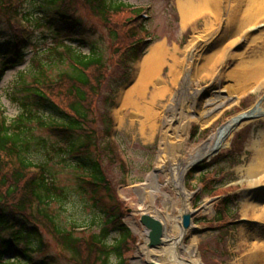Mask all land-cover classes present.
Wrapping results in <instances>:
<instances>
[{
	"label": "rangeland",
	"instance_id": "obj_1",
	"mask_svg": "<svg viewBox=\"0 0 264 264\" xmlns=\"http://www.w3.org/2000/svg\"><path fill=\"white\" fill-rule=\"evenodd\" d=\"M120 1L136 7H146L147 11L144 14L148 17L146 16L147 21L144 23L147 32L153 37L152 41H146L142 45L144 53L131 65L123 64L119 56L115 55L108 30L100 24L98 19L92 18L93 16L85 9L79 10L88 24L96 25V33L86 38L89 39V42L96 43L104 63L108 67V79L95 104L93 118L97 121L96 137L99 143L97 152L103 160L102 166L106 178L113 186L114 201L109 200L104 190L92 195L90 189H87L86 193L76 189L78 184L76 177L80 170L78 172L67 163L76 164L80 154L77 156L66 155L64 161L62 155L52 151L49 147V155L43 153L37 158L47 161L48 167L56 172V184L67 190L66 199L59 202L54 201L48 208L50 214L57 215V222L67 228L74 224L85 228L86 231L79 234L89 236L92 233H99L112 214L123 213L122 221L130 228L135 238L129 239L130 250L125 256L128 259L127 264H135L137 261L146 262L147 260V257L140 252V244L146 230V227L140 222L141 215L150 204L156 210L163 212L167 203L172 213L176 212L182 207V199L176 187L169 183L171 173L169 174V171L159 161L166 114L163 113L160 130L154 140L150 142L138 132L139 129L131 126L133 121H131V116L126 118L124 125L119 124L120 99L136 80L138 65L151 46L164 43L170 49L178 46L185 50L193 38L206 34L204 32L206 27L205 19L202 16L194 18L189 24H184L177 0ZM236 2L237 0H234V3ZM245 4L246 0L244 3L240 0L238 15L242 13ZM223 17L222 22L216 25V31L219 34L226 32L227 15ZM258 23L257 27L247 31L241 41L225 49L228 60L218 67L216 74L212 77H206L208 72H204V65L208 55L217 49V45L211 43L205 48L196 64L194 80L192 79L188 82L187 87L185 86L187 81L184 82V80L189 78L190 71L184 69L182 81L166 105V107L172 108L175 100L176 105L180 107L186 97L189 99L188 103L192 109V115L189 117L191 119L188 127V139L184 140V147L179 153L180 162L185 159L190 160L199 149L207 147L212 137L231 120L243 119L242 124L238 125L228 136L222 149L195 161L188 167L180 180V188L181 190L183 188L185 193L190 196L194 210L192 212V228L184 236L182 242L184 246L193 244L195 260H198L200 264H240L239 259L242 256V252L239 250L240 240L248 232V243L251 244L254 241L251 232L255 231V222L244 217V204L247 191L254 182L252 179H256V176L253 178L248 176L247 168L257 156L261 132L264 130V78L258 82L252 80L246 91L238 93L236 87L238 81L233 71L240 63L252 60L257 56H264V16ZM6 28L5 22L0 16V38L8 35ZM259 28L262 29L259 30ZM48 33L49 30L45 27H40L35 32L34 38L40 42L41 54L37 55L35 48H29L26 62L8 69L2 75L0 102L9 118L17 116L20 112L18 104L9 96L12 87L17 84L15 82L19 74L27 69L33 56L37 55L38 60L42 61L46 59L43 52H46V48L52 45L50 37L43 38L48 36ZM219 43L227 45L230 40H222ZM80 50L84 53L89 52L88 46H82ZM61 68L67 69L68 66L49 68L48 73L54 76ZM167 71L168 68L165 70V77ZM216 95L233 96L235 102L212 121L204 123L201 121L199 113L211 103V99ZM193 108L197 109V112H194ZM245 113H252V115L245 120L243 118ZM134 120L135 123H138L136 118ZM135 125L138 127V124ZM39 134L48 138L51 144L63 145L68 141L65 139V135L52 133L48 130L40 131ZM40 159L35 161H40ZM210 159H215L216 162L210 166L207 172H204V175L200 170H195L192 173V170L203 164V161ZM206 177L207 181L214 183H210L212 187L203 190ZM211 188L212 190H210ZM229 196H233L234 199L232 198L227 205V212L228 210L229 212L226 216L219 213V205ZM113 203L118 205L115 210L113 208L116 206ZM261 207L262 205L257 208V212ZM114 226L109 223L108 242H113L119 235ZM167 226L166 233L170 235L169 225ZM46 231L45 239L48 244L46 253L56 255L58 264H75L63 257L66 254L65 251L48 229ZM180 255L189 258L183 248L180 249ZM41 256L35 254V257L41 258Z\"/></svg>",
	"mask_w": 264,
	"mask_h": 264
},
{
	"label": "trees",
	"instance_id": "obj_2",
	"mask_svg": "<svg viewBox=\"0 0 264 264\" xmlns=\"http://www.w3.org/2000/svg\"><path fill=\"white\" fill-rule=\"evenodd\" d=\"M80 9L108 30L115 55L123 64L131 65L143 53L139 49L150 35L145 23L139 24L143 7L120 0H0V16L8 31L0 38V79L6 70L26 62L29 48H35L37 55L42 53L34 38L37 29L47 28L48 36L43 38L52 41L43 52L46 61L33 56L12 87L9 96L18 104L19 114L9 118L0 102V264H58L56 255L46 253V229L65 251L63 257L75 264L128 261L125 255L133 235L122 222L123 213L112 214L99 233L89 236L78 234L75 224L63 227L48 208L66 199L67 190L56 184V172L47 161L37 158L49 155V147L64 161L66 155L80 154L76 164L67 163L80 170L76 189L84 193L90 189L92 195L104 190L114 201L113 186L97 152V121L93 118L108 67L96 43L86 38L96 33V25L88 24ZM82 46L89 47V54L80 50ZM61 65L68 68L54 76L48 73L49 68ZM43 130L65 135L68 141L51 144L39 134ZM113 205L115 210L118 205ZM36 206L37 217H33ZM109 223L119 234L113 242L107 241Z\"/></svg>",
	"mask_w": 264,
	"mask_h": 264
},
{
	"label": "bare ground",
	"instance_id": "obj_3",
	"mask_svg": "<svg viewBox=\"0 0 264 264\" xmlns=\"http://www.w3.org/2000/svg\"><path fill=\"white\" fill-rule=\"evenodd\" d=\"M177 3L184 24H189L199 16L205 19L204 32L206 34L193 38L185 50L178 46L170 49L164 43L151 46L138 65L136 80L120 99L119 124L124 125L126 118L131 116V121L133 120L131 126L139 129L138 132L150 142L154 140L160 130L163 113L166 114L159 161L169 171V174L171 173L169 183L176 187L182 199V207L173 213L167 203L164 213L156 210L151 204L147 207L144 214L152 215L164 225L163 243L160 246H150L149 231L146 229L143 235L144 239L140 244V252L147 257V260L146 262L137 261L135 264H200L198 260H195L193 244L184 246L182 242L184 236L192 228V226L185 227L184 215L194 211L190 196L185 193L183 188L182 190L180 188V180L188 167L195 161L222 149L228 136L238 125L242 124L243 120L241 118L231 120L212 137L207 147L199 149L193 156V158L197 157L196 159L190 158V160L185 159L180 162L179 153L184 147V140L188 139V127L191 119L189 117L192 115V109L188 103L189 99L186 97L180 107L176 105L177 102L174 99L175 104L171 106L172 108L166 107V105L170 97L175 94L176 87L180 85L184 69L190 71L189 78L184 80V82L187 81L185 86L187 87L188 82L194 80L196 64L205 48L211 43L217 45V49L208 55L204 65V72H208L206 77H212L216 74L218 67L228 60L225 49L241 41L247 31L257 27L259 20L264 16V0H246L240 15H238L240 0H237V4L234 3V0H177ZM224 15H227L226 32L219 34L216 31V25L222 22ZM222 40H230V43L227 45L219 43ZM166 68L168 71L165 77ZM233 72L238 81L236 85L238 93L246 91L252 80L258 82L264 78V56H257L252 60L240 63ZM234 102L233 96H214L211 103L199 113L201 121L204 123L212 121ZM161 109L164 110L161 111ZM194 110L197 112V109ZM251 115L252 113H245L244 117L250 118ZM135 118L138 123L134 122ZM135 124H138V127ZM257 151V156L247 168L248 176L250 178L256 176V179H252L254 182L247 191L244 204V217L255 222V231L251 232L254 241L251 244L248 243V232L240 240L239 250L242 252L239 259L240 264H264V130L261 132ZM260 205L262 207L257 212ZM167 225H169L170 235L166 233ZM181 248L189 255V258L180 255Z\"/></svg>",
	"mask_w": 264,
	"mask_h": 264
},
{
	"label": "water",
	"instance_id": "obj_4",
	"mask_svg": "<svg viewBox=\"0 0 264 264\" xmlns=\"http://www.w3.org/2000/svg\"><path fill=\"white\" fill-rule=\"evenodd\" d=\"M191 214L184 215V225L185 227L190 226L191 224ZM141 222L150 230V246H159L163 243V225L162 223L152 217L149 214H143Z\"/></svg>",
	"mask_w": 264,
	"mask_h": 264
}]
</instances>
